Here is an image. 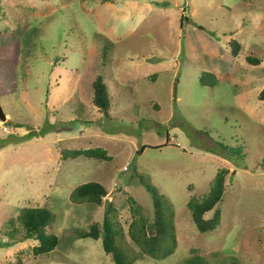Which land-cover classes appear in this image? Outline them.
<instances>
[{"label": "rangeland", "instance_id": "rangeland-1", "mask_svg": "<svg viewBox=\"0 0 264 264\" xmlns=\"http://www.w3.org/2000/svg\"><path fill=\"white\" fill-rule=\"evenodd\" d=\"M97 75L107 116L92 101ZM0 79V264H113L101 238L79 237L109 202L121 246L139 253L129 198L151 233L147 184L171 205L177 245L132 264H264V0H0ZM95 147L109 159L64 156ZM219 168L220 223L199 232L187 201ZM90 181L107 190L99 205L71 197ZM24 208L51 212L49 254L13 243Z\"/></svg>", "mask_w": 264, "mask_h": 264}, {"label": "trees", "instance_id": "trees-1", "mask_svg": "<svg viewBox=\"0 0 264 264\" xmlns=\"http://www.w3.org/2000/svg\"><path fill=\"white\" fill-rule=\"evenodd\" d=\"M229 43L231 46V55L237 56L240 49V43L236 40H231ZM246 60L251 64L260 63V59L250 55L246 56ZM201 78L202 76L200 77V81L203 82ZM1 85L2 81H0V94L5 93V90ZM92 87L93 104L107 116L110 101L106 85L101 76L97 75L95 77L92 82ZM257 97L259 100L264 101V87L259 91ZM69 155L71 157L82 155L87 158H97L102 160L109 159L105 149L101 147L64 151L65 157ZM227 174V168H219L211 181L207 194L202 199L192 197L187 201V207L191 212L192 220L199 232L213 230L220 223L221 212L216 206L221 201L223 193L227 187ZM141 180L143 181V179ZM147 189L151 192L153 205V215L151 218V227L153 229L151 233L147 232L148 221L142 214L140 206L136 204V201L133 198H129V202L132 203V220L128 225L127 234L134 244L139 247V253L131 254L128 250L127 252L129 254H126L121 246L123 229L113 213L111 202L107 204L101 224L96 222L92 223L89 230L79 232V237H90L92 239L101 238L102 248L106 254L111 256L113 264H132L133 259L136 256H149L150 258L160 259L171 254L177 245L171 205L168 200L162 194L158 193L150 184H147ZM106 193L107 190L101 183L90 181L75 187L71 192V197L74 200H87L99 205ZM211 210H214L212 216L205 218L204 215ZM17 219H19L23 232L19 238L17 237L15 239L12 235L16 232V229L11 228V230L7 232L9 237L14 239L12 240L13 243L25 239L36 240L37 243L32 246V253L35 256L49 254L54 250L55 246L58 244V237L46 230V227L52 219L51 212L48 209L24 208L18 215ZM12 223L13 222L10 219L8 224L11 225ZM186 264L207 263L202 257L195 255L192 258L186 259Z\"/></svg>", "mask_w": 264, "mask_h": 264}, {"label": "water", "instance_id": "water-1", "mask_svg": "<svg viewBox=\"0 0 264 264\" xmlns=\"http://www.w3.org/2000/svg\"><path fill=\"white\" fill-rule=\"evenodd\" d=\"M0 119H1V120H5V114H4V112H3L2 108H1V106H0ZM105 202L107 203L108 200L105 199Z\"/></svg>", "mask_w": 264, "mask_h": 264}, {"label": "built area", "instance_id": "built-area-1", "mask_svg": "<svg viewBox=\"0 0 264 264\" xmlns=\"http://www.w3.org/2000/svg\"><path fill=\"white\" fill-rule=\"evenodd\" d=\"M6 130H7V128H6Z\"/></svg>", "mask_w": 264, "mask_h": 264}, {"label": "crops", "instance_id": "crops-1", "mask_svg": "<svg viewBox=\"0 0 264 264\" xmlns=\"http://www.w3.org/2000/svg\"><path fill=\"white\" fill-rule=\"evenodd\" d=\"M7 115V114H6ZM8 116V115H7Z\"/></svg>", "mask_w": 264, "mask_h": 264}]
</instances>
